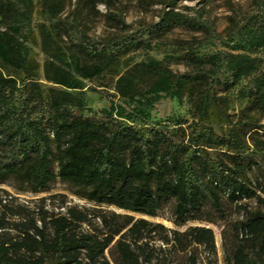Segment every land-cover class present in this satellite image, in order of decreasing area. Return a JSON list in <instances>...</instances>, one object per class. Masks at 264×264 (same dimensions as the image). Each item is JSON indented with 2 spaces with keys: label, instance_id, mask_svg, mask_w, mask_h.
Instances as JSON below:
<instances>
[{
  "label": "trees",
  "instance_id": "1",
  "mask_svg": "<svg viewBox=\"0 0 264 264\" xmlns=\"http://www.w3.org/2000/svg\"><path fill=\"white\" fill-rule=\"evenodd\" d=\"M176 1L168 0L159 19L149 23H129L114 13L123 32L96 37L84 30L77 13L63 14L64 0H43L37 25L33 0H0V183L13 179L18 189L37 193L61 179L77 185L89 200L149 216H158L172 202L177 225L214 222L212 214H226L227 200L237 204L243 218L235 222L226 264H264V183H254L250 175L264 139L251 137L256 149L247 144L244 135L257 127L251 121L230 122L228 135L212 124L226 101L216 89L229 93L261 65L254 52L264 49V0H257L227 36H220L201 10L190 15L167 9ZM96 2L108 0L85 4ZM176 26L208 34L185 46L192 71L174 72L158 59L123 60L133 50L152 48L155 38ZM36 28L46 54L43 75L53 84L47 94L39 78L41 64L29 46ZM217 41L222 48L194 50ZM112 70L120 101L88 109L81 94L85 81ZM186 92L197 109L192 121L153 119L163 98L181 99ZM246 96L248 107L264 115V70ZM245 200H254L257 208ZM98 217L101 230L87 232L83 211L34 210L15 203L0 187V264H112L105 250L118 235L159 236L181 250L201 244L217 252L211 227L167 229L116 211Z\"/></svg>",
  "mask_w": 264,
  "mask_h": 264
},
{
  "label": "rangeland",
  "instance_id": "2",
  "mask_svg": "<svg viewBox=\"0 0 264 264\" xmlns=\"http://www.w3.org/2000/svg\"><path fill=\"white\" fill-rule=\"evenodd\" d=\"M168 0H108V3L96 2L88 6L86 0H64L63 14L77 13L82 21V27L90 35L96 37H108L119 34L122 26L113 18L118 13L129 23L140 24L157 21L161 10L168 5ZM34 22L41 20L43 0H33ZM257 0H177L173 6L177 11L194 14L196 11L203 12V18L213 23L220 36H227L239 25L243 17L254 7ZM208 34L203 30L193 29L187 26H176L155 38L150 49H137L131 51L123 60L131 63L142 60H162L174 72L185 73L193 70V66L184 58L186 45L195 46L198 40H206ZM64 45L65 42H62ZM33 55L41 64L40 82L47 94L52 83L45 80L43 64L46 54L42 50L41 36L36 28L29 42ZM222 48L219 41L205 47L194 48L196 52H210ZM261 59V65L256 72L244 77L229 93L216 89L217 95H226L225 104L221 107L222 114L213 121V126L223 135H228L232 129L230 122L238 119L256 123L257 127L244 135L247 144L254 148L252 136H260L264 139V115L257 110L248 107L247 90L252 86L254 78L264 70V49L254 52ZM125 67H121L119 72ZM4 72H9L6 67ZM117 73L109 71L104 77L85 81V88L81 91L88 109L100 110L109 107L111 102H119L120 97L115 88ZM195 103L188 92L180 98H163L156 104L152 115L157 121L170 118H182L192 121L196 113ZM88 113V110L86 111ZM259 131V134L256 133ZM255 168L250 173L254 183H264V150L255 152ZM0 187L6 189L15 197V203H23L31 209L44 208L50 213L65 214L70 207L83 211L88 216V222L82 225V230L98 233L101 230V222L98 215L110 214V211L118 213H130L137 218H146L154 223H162L167 229L185 231L191 226L211 227L215 234L217 252L211 253L204 245L192 244L186 250L178 248L172 241L166 243L159 236L136 240L130 237L116 236L107 247L105 253L112 264H226V256L235 240V222L243 218V212L236 203L224 200L226 214H212L215 221L189 220L184 225L174 222L173 203H166L158 216H149L136 212H128L114 206L99 204L89 200L79 193L77 185L71 182L57 179L49 191L31 192L18 189L15 180L9 179L0 183ZM252 209L257 208L254 200H245ZM167 233V231H165Z\"/></svg>",
  "mask_w": 264,
  "mask_h": 264
}]
</instances>
